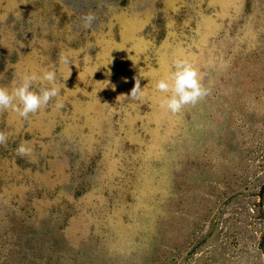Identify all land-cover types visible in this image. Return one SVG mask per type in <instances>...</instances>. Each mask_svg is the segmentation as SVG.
<instances>
[{"label":"rangeland","instance_id":"1","mask_svg":"<svg viewBox=\"0 0 264 264\" xmlns=\"http://www.w3.org/2000/svg\"><path fill=\"white\" fill-rule=\"evenodd\" d=\"M177 57L208 95L171 114ZM44 68L0 111V264H264V0H0V86Z\"/></svg>","mask_w":264,"mask_h":264},{"label":"clouds","instance_id":"2","mask_svg":"<svg viewBox=\"0 0 264 264\" xmlns=\"http://www.w3.org/2000/svg\"><path fill=\"white\" fill-rule=\"evenodd\" d=\"M83 19L85 26L90 27L95 16L89 13ZM61 62L69 64L67 57L63 55ZM37 82L40 86L34 87ZM155 88L156 91L164 94L160 100V107L171 114L180 113L185 106L195 105L208 95V89L202 83L199 69L186 57L175 58L167 74L156 81ZM59 94L60 88L54 69L44 68L39 73H25L18 81H13L11 88L0 86V111L10 110L19 117L28 119L30 114H35L42 107H46ZM138 95H143V89L137 79L130 96L136 98ZM55 107L59 109L63 105L57 101ZM6 140V134L0 132V144L5 143ZM30 151L25 143H21L17 148V154L21 156Z\"/></svg>","mask_w":264,"mask_h":264}]
</instances>
